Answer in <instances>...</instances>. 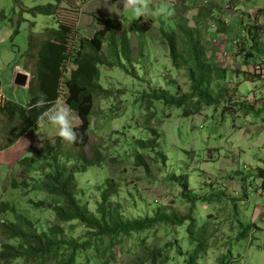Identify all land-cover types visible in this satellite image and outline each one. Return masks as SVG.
<instances>
[{"label":"rangeland","instance_id":"1","mask_svg":"<svg viewBox=\"0 0 264 264\" xmlns=\"http://www.w3.org/2000/svg\"><path fill=\"white\" fill-rule=\"evenodd\" d=\"M194 1L149 0L153 10L167 4L174 9V15L146 16V21L153 22L148 34L130 32L129 27L139 18L130 10L121 9L125 18L121 28L129 32L131 62L122 58L125 68L119 65L101 67L100 82L109 94L95 100L90 118V140L84 149H73L52 126L45 124L37 128L34 124L13 146L0 151V204L9 202L19 214L34 223L36 232L59 225L63 231L60 237L65 240L89 242V246L77 251L74 264H150L148 257L152 251L161 253L155 264H186L195 246L186 230L190 218L195 223L193 231L197 237L201 235L205 243L202 255L194 264H264V189L256 174L258 168H264V112L254 113L264 110V78L254 80L257 78L251 73L253 65L264 64L261 57L264 31L256 45L242 38L235 21L225 25L227 30L223 33L208 32L209 27L215 26V18L201 21L200 16H208L206 7L210 4L204 0ZM245 1L249 7L264 9V0ZM71 2L74 5L69 4ZM48 4H55V0H19L17 4L14 0H0V107L6 110H19L18 107L30 102L28 89L14 84L17 65L24 66L23 71L27 72L35 67V59L25 54L29 36L41 38L46 29H57L58 19L77 23L76 10L81 4L75 0H64L58 6V18L31 12L37 5ZM115 5H107V9ZM95 8V4L89 6L90 10ZM218 9L222 13L221 8ZM85 18L83 31H86L78 33L75 39L91 38L98 29L93 14L84 15L81 20ZM176 21H189L190 26H195L208 58L218 59V47L226 50L227 56L220 65L229 67L230 71L224 84L225 97L217 105L204 107L199 114L190 117L182 116L181 109L169 108L158 101L148 109L143 98V94L159 88H166L172 94H177V89L188 91L185 70L173 67L168 47L160 38L161 29L175 31ZM262 22L264 24V20ZM233 30L235 39L231 38ZM250 50L252 56L248 54ZM36 51L37 47L31 52L35 55ZM105 52L107 54L106 48ZM244 61L250 64L248 68ZM245 73L250 82L243 78ZM168 81L175 84L169 85ZM251 95H255L258 103L254 100L248 103ZM230 102L233 105L227 107ZM19 113L23 119L28 116L21 110ZM151 115L153 117L147 122ZM19 125V119L0 113V147L10 139L12 127ZM148 126L160 132V149L167 162L163 165L154 152L141 151L149 164L147 171L135 165L134 140L150 137ZM57 139L62 141L66 151H81L91 157L92 149L97 148L104 156L100 165L88 167L76 176L77 196L95 214L101 200L99 189L109 179L117 185L118 194L112 199L113 205L121 206L124 219L144 218L153 216L158 210L172 209L188 220L181 226L158 224L141 233L115 237L90 234L77 221L60 223L53 211L58 200L44 189L46 179L40 170L41 158L31 168L21 164L22 158L35 157L36 150L45 141L54 143ZM173 176L186 179L188 196L197 198L194 203L182 195L180 184ZM14 181L19 184L26 181L28 185L13 189ZM34 202H44V206L36 207ZM9 221H15L14 215L0 210V250L4 243L18 244L17 240L9 241L1 234V226ZM62 251L66 256L72 253L69 247ZM40 261L17 259L12 264H57L56 259L47 257Z\"/></svg>","mask_w":264,"mask_h":264},{"label":"trees","instance_id":"2","mask_svg":"<svg viewBox=\"0 0 264 264\" xmlns=\"http://www.w3.org/2000/svg\"><path fill=\"white\" fill-rule=\"evenodd\" d=\"M14 1L16 4L19 2V0ZM63 1L55 0V4L37 5L31 9V12L34 15L45 14L57 17L58 6ZM87 1L89 0H75L81 4L80 6ZM69 4L74 5V2ZM79 7L76 10V15L79 13ZM144 18L141 17L133 21L129 27L130 32L135 34L150 33L153 29V22L146 21ZM95 22L98 29L91 38L80 37L75 39L79 33L76 22L69 24L59 19L57 29H46L41 38H35L33 34L29 36L28 49L25 54L36 61L28 84L30 102L25 107H18L21 112H25L28 116L23 119L19 110L9 111L0 107L2 115L14 120L19 119L20 124L19 127H12L10 139L4 146L0 147V151L13 146L36 124L37 116L43 109H35L33 105L42 96L48 101L55 100L58 95L62 96L71 110L83 121L76 129L83 135V139L72 144L73 149L82 150L89 144L90 118L94 113L95 100L97 97L109 94V91L100 82L101 67L113 68L118 65L124 67L122 58H125L129 63L132 58L129 32L122 30L121 21L96 16ZM188 22H174V32L160 30V38L168 47L173 67L185 70L189 84L188 91L181 92L177 89V94H172L166 88H159L153 93H145L143 98L148 109L154 101H158L169 108L181 109L182 116L190 117L199 114L204 107L217 105L220 99L226 95L227 88L224 87V84L230 71L222 67L216 59H210L206 56L205 48L199 39V32L195 26H190ZM214 24L213 28L207 29L208 32L211 29L213 33L220 34L227 30L224 23L218 19H214ZM242 28L244 32L242 38H245L247 43L251 42L252 45H256L260 39L263 26L258 24L254 26L245 25ZM17 33L18 29L15 31V34ZM233 39H235V35ZM214 46L217 47L218 45L214 44ZM35 47H37V51L33 55L31 51ZM250 51L248 54L252 56V51ZM244 64L250 65L245 61ZM251 73L254 78H257L254 80L262 79L264 65L263 67L253 65ZM244 75L243 78L246 79L247 73ZM245 81L249 80L246 79ZM170 84L175 83L170 81ZM232 105L233 103L230 102L227 107ZM262 112L264 110L261 109L254 111L255 114ZM151 117L153 115L147 118V122L150 121ZM147 129L150 137L134 140L136 147L134 159L137 167H143L148 171L149 164L141 151L154 152L155 157L159 158L163 165H166L167 157L160 149V132L151 126H148ZM35 155V157L22 158L21 164L31 168L41 158L40 170L46 179L44 189L58 200L53 205V211L60 223L77 221L90 234L115 237L119 234L127 236L134 232L141 233L158 224L181 226L184 221L188 220L172 209L158 210L153 216L144 218L124 219L121 206L116 205V203L113 205L112 199L117 196L118 188L116 183L109 179L104 187L99 189L101 200L98 204L97 214H95L78 198L79 185L76 176L85 172L88 167L98 166L104 161V156L99 149L93 148L91 157H88L81 151L72 153L64 150L62 141L57 139L54 143L45 141L42 147L36 150ZM256 174L262 182V189H264V168H258ZM173 178L179 182L182 195L194 203L197 198L188 196L190 190L186 179L183 176H173ZM27 185L26 181L21 184L12 182L13 189H18L21 186L27 187ZM34 206L43 207L44 202H34ZM0 210L2 212L10 211L15 217V221H9V223H4L1 226L2 236L9 241H18L17 245L2 244L0 250L1 264H12L17 259L37 263L45 257L56 259L57 264H74L77 251L89 246L87 241L80 243L67 241L64 237H60L63 231L59 225L53 226L47 231L36 232L34 223L24 215L19 214L9 202L1 203ZM189 220L186 230L195 242V246L188 255L186 264H194L202 255L205 243L203 237L201 235L197 237L195 230L193 231L194 220L192 218ZM66 247L72 249V253L68 256L62 254V250ZM159 254H161L160 251L149 253L150 264L156 263ZM40 262L42 263V261ZM139 264H143V262Z\"/></svg>","mask_w":264,"mask_h":264},{"label":"crops","instance_id":"3","mask_svg":"<svg viewBox=\"0 0 264 264\" xmlns=\"http://www.w3.org/2000/svg\"><path fill=\"white\" fill-rule=\"evenodd\" d=\"M195 1L199 2V3L202 2V0H195ZM206 2H208L210 4L209 8L206 7V10L209 12V14L207 17H204V15L203 16L201 15L200 16L201 21H205V20L209 21L208 18L213 17L215 19L222 21L224 23V25H226V26H228V24H232V22L235 21L237 29L241 30V32H242V36L244 35V32L242 31V29H243L242 27L245 26L246 24H247V26H249V24H250V23H247L246 21H253L254 24H258V25L263 26V29L261 31L260 39H259L258 43L260 42L262 32L264 31V24L262 22L264 20V9L263 8L249 7L248 3H246V1L244 0L243 2H238L235 11L226 12L221 7V3H222L221 0H206ZM112 3H116L115 7H113L112 9H107V5H110ZM170 3H173V2L171 1ZM91 4H95V6H96L95 10L89 9V6ZM122 8H123V4L119 3L118 1H111V0H89V1H87L84 5L79 7V13L77 14V18H76V21H77L76 24H77V29H78L79 34H82L86 31V30L83 31V29H84L83 27L86 25L84 21H87V19L85 18V20H83V21L81 20V18H83L84 15H88V14L92 15L93 14V20L94 21H95L96 16L101 17V18H110V19L122 21L123 19H125L123 14H122V10H121ZM218 8H221L222 13L219 12ZM251 17H253V19ZM213 18H212V20H213ZM209 31L212 32L211 29H209ZM234 34H235V30H233L231 38L234 37ZM216 51L217 50H215L214 52L216 53ZM261 57L264 58V52H263V55H261ZM262 61L264 62V60H262ZM263 65L264 64H262V67H263ZM16 67H19L21 69V71H23V69H24V66L17 65ZM222 67L226 68L229 71V67H226V66H222ZM246 67L248 68L249 65ZM25 72H27V71H25ZM31 72H32L31 69H29V72H27V73H29L30 77H31ZM263 78H264V76H262V79ZM26 88L28 89V87H26ZM254 96L255 95H251L250 98L247 100L249 104H252L253 100L254 101L257 100L254 98ZM247 200H248V198H247ZM0 264H1V262H0Z\"/></svg>","mask_w":264,"mask_h":264},{"label":"clouds","instance_id":"4","mask_svg":"<svg viewBox=\"0 0 264 264\" xmlns=\"http://www.w3.org/2000/svg\"><path fill=\"white\" fill-rule=\"evenodd\" d=\"M123 4L124 11H131L136 18L146 16H172L174 9L167 4H162L155 10L150 7L149 0H118ZM35 109H43L36 119L37 128L45 124L57 130L58 136L69 144L82 141L83 135L76 131L83 121L73 113L62 96H57L53 101L46 100L43 96L33 105Z\"/></svg>","mask_w":264,"mask_h":264},{"label":"built area","instance_id":"5","mask_svg":"<svg viewBox=\"0 0 264 264\" xmlns=\"http://www.w3.org/2000/svg\"><path fill=\"white\" fill-rule=\"evenodd\" d=\"M243 1H244V0H231V1H228V2H223V3L221 4V7H222V9H223L224 11H226V12H231V11H233V10H236V6H237L238 2H243ZM204 2H206V1L204 0ZM251 18L253 19V17H251ZM251 22H253V21H251ZM211 23H212V22H211ZM211 26H212V27L214 26L213 23L211 24ZM215 42H216V41L214 40V44H216ZM217 56H218L217 61L220 62L221 60L225 59V57L227 56V51L218 47V53H217ZM219 58H220V60H219ZM19 71H21V69H20L19 67H17V68H16V74H17ZM16 74H15V75H16Z\"/></svg>","mask_w":264,"mask_h":264},{"label":"water","instance_id":"6","mask_svg":"<svg viewBox=\"0 0 264 264\" xmlns=\"http://www.w3.org/2000/svg\"><path fill=\"white\" fill-rule=\"evenodd\" d=\"M30 81L29 73L25 71H19L14 76V84L20 87H28Z\"/></svg>","mask_w":264,"mask_h":264}]
</instances>
